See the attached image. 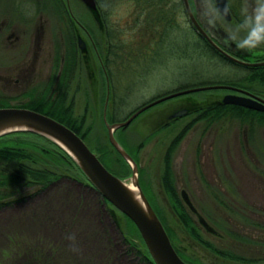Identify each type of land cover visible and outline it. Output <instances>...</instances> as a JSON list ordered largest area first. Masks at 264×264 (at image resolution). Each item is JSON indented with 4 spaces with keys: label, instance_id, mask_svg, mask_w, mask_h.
<instances>
[{
    "label": "rangeland",
    "instance_id": "1",
    "mask_svg": "<svg viewBox=\"0 0 264 264\" xmlns=\"http://www.w3.org/2000/svg\"><path fill=\"white\" fill-rule=\"evenodd\" d=\"M68 1L77 16L86 17L95 35L94 21L84 13V4ZM228 1L249 25L264 21V0ZM101 2L109 10L108 18L122 31L116 42L126 51L116 57L109 74V90L96 84L95 73L82 65L81 77L76 76L83 82L81 99L72 104L76 110L73 116L89 144L97 151L102 145L108 147L112 152L110 167L123 172L122 160L109 141L107 120L124 119L168 92L239 76L231 63L200 45L182 0H166L165 6L154 7L150 13L144 11L142 17L149 19L139 24L135 23L139 14L136 0ZM207 3L232 37L250 45L264 44L257 39L264 40L263 34L237 18L225 21L215 9V0ZM163 13L167 14L163 24L153 27L157 15ZM62 16V10L56 9L54 17ZM58 28L54 35L56 65L67 49L75 55L79 51L73 30L67 39L66 34L61 37ZM83 32L85 36L87 32ZM142 37L146 51L128 54L131 41ZM101 43L105 47L108 41L101 38ZM100 77L107 80L105 72ZM221 91L202 89L161 100L141 111L128 125L118 127L116 136L137 156L141 183L153 195L161 217L174 233V243L188 258L205 264H264V151L245 153L243 148L247 144L264 145V122L257 123L251 113L255 125L232 113L205 119L198 118L197 111H189L159 124L171 110L187 103H206L211 96H222ZM105 108L107 118L103 116ZM177 135L179 141L171 151L174 181L202 239L194 237L177 216L163 184L167 149ZM245 161H251L249 166L257 168L258 176L244 168ZM27 184L16 188L20 194L0 204V264H150L128 250V239L139 242L136 233H131L125 215L92 184L69 174L33 189ZM23 189L30 191L25 193Z\"/></svg>",
    "mask_w": 264,
    "mask_h": 264
},
{
    "label": "flooded vegetation",
    "instance_id": "2",
    "mask_svg": "<svg viewBox=\"0 0 264 264\" xmlns=\"http://www.w3.org/2000/svg\"><path fill=\"white\" fill-rule=\"evenodd\" d=\"M86 7L85 14H89L92 21H94V31L88 27L86 17L77 16L70 2L59 0L55 3L54 0H13L7 2L0 1V106H24L34 105L41 109L52 110L63 115H68V110L72 111V115L75 113V108L72 104H77L81 99L82 84L76 76L81 77L82 65L96 76V84H99L101 88L108 90L112 84L109 80V74L113 72L112 68L115 65L116 57H119L116 47L120 44L113 42V37H117V24L112 22L110 18L103 17L101 14L100 1H97L98 10L97 13L92 11L82 0H80ZM228 7L231 17L227 18L217 8L215 1L216 11L222 15L227 21L237 18L242 23L249 26L252 31L259 32L264 35V21L257 22L256 25H249L240 16L236 15V11L233 6H230L228 1ZM184 8V7H183ZM59 12L62 10V17L57 19L54 17L55 10ZM185 13L186 8H184ZM139 14H143L142 10L138 11ZM136 14V12H135ZM132 25H134V15ZM188 17V16H187ZM149 19V17H148ZM142 19V22L148 20ZM159 20L164 21L165 18L159 16ZM55 20H58L56 23ZM188 20L191 26L195 29L197 34L201 37L206 45H209L211 53L215 54L219 58L231 63L236 70L239 78H236L234 82L220 81L215 83H226L234 87H221L223 92L220 97H210L207 100V104L211 105H241L236 103H228L223 101L227 93H236L239 95L260 98L264 102V82L261 75L264 72V65H249L242 62L235 61L216 48L204 35H202L198 29L192 24L190 18ZM140 21V20H139ZM217 21V19H216ZM218 22V21H217ZM155 22L153 27L155 26ZM203 24V23H202ZM110 25V26H109ZM59 26L61 37L66 34L67 39L71 37L69 31L73 30L74 39L77 36V40L82 35V32L86 39L85 48L79 47L77 41L78 50L75 51L67 49L61 56L59 55V61L56 65V50H55V27ZM61 26V27H60ZM72 27V28H71ZM208 33L212 38L228 53L235 57H238L245 61L255 62L264 60V44L250 45L244 43L235 37H232L229 32H226L224 28L217 23L216 28L206 27ZM82 31V32H81ZM111 31V32H110ZM73 37V36H72ZM65 38V37H64ZM101 38H104L108 43L104 47L101 43ZM257 38V37H256ZM259 41H263L260 38ZM144 37L139 41H131L129 44L130 50H127L128 54L145 52ZM200 40V39H199ZM147 46V45H146ZM199 42L195 44V51H198ZM79 60V61H76ZM83 62V64H81ZM59 63V68H58ZM241 71L243 73L241 74ZM106 73L107 80H103L100 75ZM74 89V92L72 90ZM213 89V88H209ZM107 94V92H106ZM208 99V98H206ZM191 102V101H190ZM203 104L199 103L195 105L182 106L166 113L161 118L159 124L165 122L168 123L175 115L176 112L186 109L185 113L189 111H197ZM244 106V105H241ZM29 107V106H28ZM248 107V106H244ZM32 108V107H31ZM254 110H260L253 107H248ZM236 108L227 107L224 110V114L230 113L238 115L240 119L245 121L252 120V124L255 125L254 119L257 123L264 122V115L259 113L234 112ZM106 115V116H105ZM225 115V116H226ZM103 116L107 118V108L104 109ZM198 116V112H197ZM249 117L248 119L246 117ZM168 118V119H166ZM211 119V117H209ZM245 153H261L264 150V145L247 144L243 146ZM245 165V169L252 170L251 161L242 162ZM256 167L253 168L254 173ZM252 170V171H253Z\"/></svg>",
    "mask_w": 264,
    "mask_h": 264
},
{
    "label": "water",
    "instance_id": "3",
    "mask_svg": "<svg viewBox=\"0 0 264 264\" xmlns=\"http://www.w3.org/2000/svg\"><path fill=\"white\" fill-rule=\"evenodd\" d=\"M82 1L92 11L97 13L98 5L96 0ZM183 1L192 24L202 35L209 39L216 48L235 61L249 65H264V60L250 62L233 56L225 51L212 38L205 26L216 28L218 22L207 0ZM215 1L217 8L222 14L230 18L231 14L228 7V0ZM78 43L83 49L86 46V39L80 36L78 38ZM221 87L234 86L226 83H208L181 88L145 103L125 119L112 122H108L107 120L106 124L111 143L129 162L132 168V173L129 176H121L108 168L87 141L72 127L48 113L31 107L0 106V136L8 132L29 130L43 134L58 143L74 158L92 185L118 209L132 218L138 226L156 264H191L180 255L173 244L165 224L140 183L139 163L117 138L116 129L127 125L141 111L161 100L191 91ZM262 100L263 99L236 93H227L223 99V101L228 103H236L264 110V102ZM185 112L186 109L180 110L176 112L175 115H182ZM127 180L134 182L136 190L128 186Z\"/></svg>",
    "mask_w": 264,
    "mask_h": 264
},
{
    "label": "trees",
    "instance_id": "4",
    "mask_svg": "<svg viewBox=\"0 0 264 264\" xmlns=\"http://www.w3.org/2000/svg\"><path fill=\"white\" fill-rule=\"evenodd\" d=\"M101 2V0H99ZM136 5L139 8L138 10H142V12L150 13L154 7H162L165 6L166 0H136ZM101 5V14L102 16L108 17L109 10ZM182 6L185 8L184 1L182 0ZM163 9V8H162ZM161 9L160 12H164ZM144 14V13H143ZM143 14H137V21L135 23H144L142 22ZM141 15V16H140ZM140 16V17H139ZM165 17L167 14H158L157 15V21H155V26L158 27L162 25L163 21L159 20L158 17ZM140 20V21H139ZM158 25V26H157ZM110 26V25H109ZM111 32V31H110ZM117 37H113V42H116L117 40H120V36L122 34V31H119V28L117 30ZM200 38V45L204 48L209 49V45ZM121 46V45H120ZM120 46L116 48V51L118 52V55L121 56L126 49H121ZM122 51V52H121ZM261 78L264 82V72L261 75ZM226 82H234L235 79H227L223 80ZM29 106L34 109L43 111L45 113H48L57 119L63 121L70 127H72L74 130H76L87 142V134H85L84 131H82L76 123V119L71 114L72 111L68 110V115H63L58 112H54L52 110H47L45 108L41 109L39 107H36L34 105H24ZM227 107L236 108L237 110H234V112H245V113H259L264 115V111L260 110H254L248 107H244L241 105H211L207 103H203L200 108L197 109L198 112V118H205L209 119V117L217 118L223 115L224 110ZM126 126V125H125ZM124 127V126H122ZM87 131V130H86ZM180 135H177L174 142L168 147L166 158H165V170L162 175L163 184L165 186V189L167 193L170 196L172 207L177 214V216L181 219L183 224L186 226V228L189 230V232L198 239H202L201 231L198 227V224L196 220L193 218L192 214L189 212L188 207L186 206V203L184 202V198L178 191L174 176H173V165H172V158H171V151L174 147V145H177V142L179 141ZM110 141V139H109ZM111 143V141H110ZM89 144V142H88ZM90 145V144H89ZM113 149L118 154L119 158L122 160L121 165L124 167L123 172H118L114 170L112 167H110V162L108 161L109 155L112 154L111 150L108 149V147L102 145L100 151H97L94 149L101 160L115 173L121 175V176H129L132 173V168L129 164V162L123 157V155L114 147V145L111 143ZM133 154V153H132ZM133 156L137 159V156L133 154ZM118 161V160H117ZM52 164V165H51ZM120 164V163H119ZM77 175L78 177L82 178L85 182H88L91 184L89 179L87 178L86 174L83 172L81 167L78 165V163L74 160V158L58 143L51 140L50 138L46 137L43 134L29 131V130H18L13 132H8L0 136V204L5 203L8 198H13L15 195L20 194L19 190L16 188L18 186L26 185V182L29 183L28 188L33 189L38 186H45L49 184L54 179L59 178L61 175ZM26 180V181H25ZM23 182V183H22ZM141 182V180H140ZM143 184V183H141ZM144 191L146 192L147 196L149 197L150 201L152 202L154 208L156 209L157 213L161 217L160 211L153 202L154 197L150 192L147 190L146 186H143ZM26 190V189H23ZM30 190L24 191L29 192ZM23 192V193H24ZM26 195V194H24ZM103 198L108 201L109 204H112L116 209H118L110 200H108L103 194ZM24 197V196H23ZM121 211L120 209H118ZM122 212V211H121ZM127 220L130 222L131 226V233H136L137 237L136 239L139 240H129L128 238V250L135 253L138 258L148 261L150 264H156L155 260H153L152 255L146 245V242L141 235V232L136 225V223L130 218L127 214L122 212ZM163 220L168 233L172 239L174 240V233L172 230L168 227L163 217H161ZM175 245L178 252L181 254V256L186 259L191 264H205L204 262H199L198 260H192L191 258H188L185 253L179 249V247ZM141 245V246H140ZM244 262H247V260H242Z\"/></svg>",
    "mask_w": 264,
    "mask_h": 264
},
{
    "label": "bare ground",
    "instance_id": "5",
    "mask_svg": "<svg viewBox=\"0 0 264 264\" xmlns=\"http://www.w3.org/2000/svg\"><path fill=\"white\" fill-rule=\"evenodd\" d=\"M128 181V186L133 189V190H136V187H135V184L134 182H132L131 180H127Z\"/></svg>",
    "mask_w": 264,
    "mask_h": 264
}]
</instances>
